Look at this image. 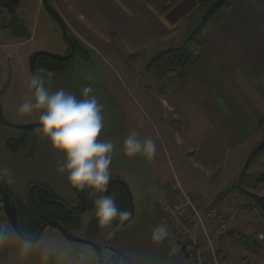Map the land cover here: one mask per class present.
<instances>
[{"label":"rangeland","instance_id":"rangeland-1","mask_svg":"<svg viewBox=\"0 0 264 264\" xmlns=\"http://www.w3.org/2000/svg\"><path fill=\"white\" fill-rule=\"evenodd\" d=\"M49 1L57 9L54 6V0ZM255 1L262 5L260 0ZM98 6H100V14L103 13L101 18L90 19V12ZM110 6L106 0H76L73 7L85 17L87 25L90 21L99 22L102 24L100 28L102 30L98 32L99 35L96 38L90 36L86 29L78 28L85 37L78 38L82 44L79 53L65 64L55 65L58 72L50 82L47 81L46 85L53 91L62 88L78 98H81L83 88L90 86L93 89L91 94L95 95L99 103L103 105L104 128L101 138L114 143L110 182L117 179L126 182L133 199V207L130 202L129 204L130 210L132 211V208L134 210V215L126 228L118 230L113 225L109 228L101 227L100 233L97 234L94 226L99 224L95 221L93 214H84L82 227L71 228V231L93 235L91 238L93 242L104 249L109 247L121 254L122 264L124 259L126 264H190L182 243L169 229L168 236L163 242L152 241L153 228L159 224L166 225L163 216L159 213L157 203L165 194L164 187L174 176L180 178L186 192L193 193L196 185L193 179L201 172L199 168H192L189 176L184 174L178 168L188 166L190 161L188 157H185L186 160L179 159L180 155L185 150L192 151L193 148L197 152H202V146L210 142L211 134L220 135L223 132V127H226L222 124L225 123L224 119L227 117L232 122V116L237 114V110L234 112L235 102L242 103V94L237 90L233 78L227 83L222 82L221 77L215 78L227 72L226 69H229L232 61H221L223 66L219 68L216 65L218 62L215 61H205L204 67L201 63L196 73L201 70L204 75H207V80L198 84L191 83L189 88L182 81L175 82L167 98L161 95L154 74L147 71L151 60H144L145 54H133L132 57L129 55L131 45L126 41V18L123 21L122 18L115 19ZM23 8L25 14H28L27 19L32 21L36 38L34 41L24 38L18 42L13 40L12 42L17 44L12 46L9 43L7 55L4 53L5 50H2V54L0 53V90L7 82L9 66L13 68L10 88L1 99L3 115L8 122L15 125L39 124L38 112H34L30 117L18 112L19 106L26 99H31L33 95L27 86L31 77L29 58L33 52L42 49L58 55H67L70 51L60 26L45 10L41 9L39 0H25ZM105 8L107 10L103 12ZM262 8L264 10V5ZM257 10V8L254 9V15L264 16V13H258ZM250 13L241 12L239 21L250 20L252 14ZM245 14L249 15V18L244 17ZM68 31L71 36H74L73 29L68 28ZM6 42L10 40L0 38V44ZM153 48L150 46L145 51L149 53ZM161 52L163 51H159L156 56ZM226 53L228 55L230 52ZM138 56H143L141 57L143 59H137ZM209 73L214 77H210ZM224 90L229 91L224 92ZM210 99L217 102L222 112L219 113L213 103H208L207 100ZM174 103L178 111L172 109ZM211 108L219 115L211 111ZM208 109L215 117L214 120L207 116ZM212 121H214L213 124ZM38 129L19 130L0 124V168L10 170V177L5 178L9 180L12 186L10 189L14 188L13 191L18 198L29 196L30 190L34 194L36 190L33 187L36 185L51 186L61 200L76 209L78 200L69 185L67 174L57 172L63 156L51 148ZM131 131H136L141 138L152 137L155 140L157 152L154 159L148 160L142 155L129 158L124 154L123 141ZM10 140L11 146L8 145ZM244 144L242 143L241 147H244ZM16 151L20 153L17 154ZM239 151L225 157L228 165L220 181L222 187L230 186L234 181V175L241 177L253 153L246 152L245 149ZM243 174L240 183L229 193L231 195L225 194L220 197L222 200L230 197L232 213L240 210V212L238 210V217L231 220V217L224 216L219 220H209L213 223H208L214 230L220 226V223L227 221L230 230L228 232H231L233 221L235 227H238L237 229L244 235L243 237L250 238L246 240L230 236V239L227 234L214 236L212 243L218 250L219 245L216 240L220 242L227 240V257L222 260V264H252L259 256L251 250L254 246H247L244 242L249 243L253 239L264 246V239H262L264 238V209H262L264 203L257 204L247 194L248 192L264 198V166L253 168ZM202 209L204 215L211 209L219 210L216 205L205 207L203 202ZM93 221L95 224H92ZM259 231H262L263 237H258ZM230 240L235 242L231 244ZM49 241L58 244L59 249L50 255L47 264H98L93 250L83 245L71 244L57 230L45 232L38 243L45 247ZM64 248H70L71 251L61 258L60 251ZM42 251L40 250L41 253L36 251L39 254L33 257L37 262L42 260ZM14 252L0 256V264L29 262V258L23 259V256H18L17 261L14 258ZM263 253L261 251L260 258L264 260ZM106 255L108 258L110 254L106 252Z\"/></svg>","mask_w":264,"mask_h":264},{"label":"crops","instance_id":"crops-1","mask_svg":"<svg viewBox=\"0 0 264 264\" xmlns=\"http://www.w3.org/2000/svg\"><path fill=\"white\" fill-rule=\"evenodd\" d=\"M169 1L171 0H106V2L111 5L110 8L113 9L112 15L115 19L120 20V18H122L123 21V19L126 18V41L131 45V49H129L130 56L133 54H145L146 57L144 60H152L159 51L178 47L187 40L189 34L193 30V26L201 19L200 17L190 19L188 15L206 0H176L166 9V5ZM53 2L57 11L66 22L69 30L73 29L76 39L85 38L78 28H84L90 33V36L98 38V32L102 30L100 29L102 24L90 21L89 25H87L85 17L73 7L76 0H54ZM260 3L264 5V0H260ZM39 5L41 7L40 1ZM262 5L257 4L255 0H240L235 4L227 13L225 19L207 32L206 45L200 52L201 61L192 68V77L186 81H182L188 88L191 83L198 84L202 81L205 82L207 80V75H204L201 70L199 73H196L201 63L203 67L206 66L204 64L205 61L218 62L216 63L218 68L223 66L221 61H232L229 69H226L227 72H223V75L215 78L221 77V81L224 83H227L228 80L233 78L237 90L242 94V103L239 101L235 102L236 108L234 112L237 110V114L235 113V116H232V122L227 117L224 119L225 123L222 124L226 125V127H223V132L220 135L211 134V140L206 146H202V152H197L195 148H193L192 151L189 149L182 152L179 159L186 160L185 157H188L190 162L188 166L177 167L182 170L184 174H187V176L192 173V168H199L201 174L195 175L196 177L193 179V182L196 185L193 188V193H191L200 199L205 207L216 205L219 208L218 214L221 217L229 216L232 218L231 220L238 217L239 209L237 208L238 210L232 213L233 210L230 197L224 198L223 200L220 199V197L232 192L240 183L242 177L238 178L234 175L233 183L228 187H226L227 185L222 187L220 181L227 168L226 165H228L225 162V157L232 152H240V149H245L246 152H254L264 142V32H261V30H264V16L254 15V9L256 8L258 9L256 12L264 13ZM99 8L100 6L90 12V19L95 17L96 19L101 18L103 13L100 14ZM106 10L107 8H105L103 12ZM241 12H251L253 15L250 13V20L239 21ZM244 17L249 18V15L245 14ZM139 36L142 38L138 39L137 37ZM150 46L154 48L148 53L145 50L146 48H150ZM7 48L8 45H4V43L0 44V53L2 50H5L4 53H6ZM226 52L230 53L227 55ZM9 56L11 55L9 54ZM2 57L4 56L2 55ZM141 57L143 56H138L137 59H143ZM209 76L214 77L210 73ZM228 91L229 90H224V92ZM168 97L169 96H167V98ZM207 101L208 103H213L219 113L222 112V108L214 99ZM174 105L176 104L174 103L173 106ZM172 109L178 111L176 106L172 107ZM211 111L219 115V113L212 108ZM206 114L210 119L213 118L214 120L215 117L209 109ZM213 123L214 121H212V124ZM212 124H210V126ZM242 143H245L244 147H241ZM263 166L264 164L253 168H262ZM176 170L177 169H175V171ZM242 174L240 176H242ZM3 179L11 194L20 203L25 204L28 195L24 198H18L13 191L14 188L10 189L11 184H9V180L5 177ZM247 194L249 196L251 195L248 192ZM203 218L204 220L206 219V217ZM205 221L208 226V223H213L211 221ZM0 226L9 233V239L0 245V256L15 251L13 253L15 256H13L17 261L19 259L17 258L18 256H23V259L29 258L27 264H45L41 259L38 262L36 259H33L34 256L41 253L40 250H43L44 247L38 242L34 244L26 243L15 234L8 222L1 201ZM235 226L236 225H234L232 221L231 231L242 234L237 229L238 227ZM46 232L50 233L53 232V230H47ZM195 235L198 239L204 241V235L200 227L196 228ZM214 236L212 237L215 238ZM258 237H263L262 231H259ZM216 241L226 259L228 249V245H226L227 240L224 239V242H220V240ZM230 242L232 244L235 241L230 240ZM25 245L30 247L27 255L22 254V249ZM259 249L260 253H257L259 258L254 260L252 264H264L263 258H260L262 255L261 251L262 253L264 251V246L259 245ZM251 250H254V248H251Z\"/></svg>","mask_w":264,"mask_h":264},{"label":"clouds","instance_id":"clouds-1","mask_svg":"<svg viewBox=\"0 0 264 264\" xmlns=\"http://www.w3.org/2000/svg\"><path fill=\"white\" fill-rule=\"evenodd\" d=\"M54 71L41 66L28 81L32 98L26 99L18 112L31 116L38 112L39 129L51 148L63 156L57 172L67 174L71 185L88 191L95 199V217L103 228H109L114 222L122 223L129 219L130 213L120 209L114 194L108 192L112 179L110 166L113 159L114 143L101 138L104 128L103 105L92 95L93 89L85 87L81 98L75 94L58 89L51 90L46 81H51ZM124 154L129 157L142 155L148 160L155 158L157 145L152 137L141 138L136 131H131L123 141ZM10 177V170L0 168V179ZM97 193L103 194L97 196ZM111 235V233H109ZM168 236V228L159 224L152 230L154 243L163 242ZM9 239L6 229L0 228V243ZM59 249V245L49 241L43 251L42 260L47 262L50 255ZM30 247L25 245L22 254L27 255ZM70 248L60 251L61 258L70 252Z\"/></svg>","mask_w":264,"mask_h":264},{"label":"trees","instance_id":"trees-1","mask_svg":"<svg viewBox=\"0 0 264 264\" xmlns=\"http://www.w3.org/2000/svg\"><path fill=\"white\" fill-rule=\"evenodd\" d=\"M175 1L176 0L169 1L168 4L166 5V9L169 8L172 5V3H174ZM239 1L240 0H206L203 4L198 5L195 8V10H193L188 15V18L190 19L193 18L195 19L197 17H200L201 19L199 21L200 23L196 25L195 28L191 31L187 40L178 47L171 48L161 52L158 56L154 57L147 66V71L151 74H154V77L157 80L161 95L165 97L169 96V93L171 91L174 82L186 81L192 77V68L201 61L200 52L202 48L206 45L207 32L213 26L219 24L222 20H224L230 9ZM76 42H77L76 54H77L79 53L78 51L80 50L82 44L78 39H76ZM69 61L59 62L49 57L43 56L39 58L37 62L38 63L37 70L41 66H44L54 71V73H57L58 70L55 69V65L65 64ZM0 124H2L1 121ZM11 144L12 142L10 140L8 145L11 146ZM16 152L20 153L18 151ZM263 163H264V142L251 154L249 160L247 161L244 167L243 173L248 172L253 167L261 166ZM243 176L244 174H242L241 177ZM1 181L8 190L4 179H1ZM41 187L42 190L45 191V194L42 191V198L39 196V193L35 191L34 194H32L30 190L28 200L25 204L20 203L8 190L18 209L19 218H20L19 223L22 232L28 237L35 236L38 230L44 224L52 220L60 221L66 227L67 230L74 227L81 228L83 222L82 217L84 214L72 213L73 211L77 212L78 209H72L73 211H71L62 207L59 204L45 203L44 199L49 201H59V202H62V200L58 196H56L53 192H51L47 186L41 185ZM250 196L254 199V201L257 204L264 203V198L252 194ZM128 197L129 196L126 190V210L130 213L128 219L130 220V218L131 219L133 218L134 214L131 215L130 204H129L130 201ZM262 209H264V204ZM92 224H95V221H93ZM94 228H95L94 231L97 234H99L101 231V226L96 225L94 226ZM227 235L228 236L230 235L231 237L235 236L246 239L243 237L244 236L243 234L233 231L229 232ZM249 239L247 238L246 240ZM244 243H247V246L248 245L254 246L253 251L255 253H260L259 245L256 240L251 239L249 243L248 241ZM118 256L119 258L122 257V255L120 254H118ZM220 256L222 260L225 259V255L222 252V250H220Z\"/></svg>","mask_w":264,"mask_h":264},{"label":"built area","instance_id":"built-area-1","mask_svg":"<svg viewBox=\"0 0 264 264\" xmlns=\"http://www.w3.org/2000/svg\"><path fill=\"white\" fill-rule=\"evenodd\" d=\"M157 208L169 231L182 243L190 264H222L220 251L212 243L214 242L212 235L228 234L229 223L224 221L218 228L212 230L205 220L220 218L218 211L211 209L204 215L201 200L192 193L186 192L177 176L168 181L165 194L159 198ZM203 217L206 219L204 220ZM197 227L202 229L204 241L194 235Z\"/></svg>","mask_w":264,"mask_h":264},{"label":"water","instance_id":"water-1","mask_svg":"<svg viewBox=\"0 0 264 264\" xmlns=\"http://www.w3.org/2000/svg\"><path fill=\"white\" fill-rule=\"evenodd\" d=\"M10 2L15 5V6H19L20 5V0H10ZM44 7L47 11V13L57 22V24L60 26L62 33H63V38L64 40L67 42V44L70 46V52L67 55H58V54H54V53H50L48 51L45 50H41V51H37L35 53H33L30 57V71H31V76L36 73V68H35V63H36V59L38 57L41 56H46L49 57L53 60L59 61V62H65V61H69L71 59H73L76 55V38L70 36L69 31H68V27L66 22L64 21V19L61 17V15L59 14V12L52 6V4L50 3L49 0H42ZM12 74H13V68L11 66H9V74H8V78H7V82L5 84V86L3 87L2 90H0V121L3 125L14 128V129H19V130H28V129H32V128H39L40 125L39 124H27V125H15L12 124L10 122H8L3 115V108H2V104H1V99L2 97L6 94V92L8 91V89L10 88L11 82H12ZM33 188H35L38 193L39 196L42 198V194H41V187L36 185ZM127 191H128V196H129V201L131 203V206L133 207V199H132V195L130 193L129 188L127 187ZM0 201L3 205L4 208V212L7 216L8 222L10 223L11 228L13 229V231L15 232V234L24 242L29 243V244H34L37 243L38 241H40V239L42 238L43 234L47 231V230H57L59 231L64 238H66L70 243L72 244H76V245H83V246H87L92 248L97 257H98V261L99 264H105V258H104V254H103V247L100 246L98 243L93 242L91 240H87L81 237H77L74 235H71L70 233H68L66 227L57 220H52L47 222L46 224H44L37 232V234L35 236L32 237H28L26 236L21 228H20V218H19V213H18V209L9 193V191L6 189V187L4 186V184L2 183L1 179H0ZM44 202L47 204H59L62 207L66 208L69 210V207L59 201H49V200H45ZM84 211V210H83ZM82 211V212H83ZM134 214V210L132 208L131 211V215ZM131 219V218H130Z\"/></svg>","mask_w":264,"mask_h":264},{"label":"flooded vegetation","instance_id":"flooded-vegetation-1","mask_svg":"<svg viewBox=\"0 0 264 264\" xmlns=\"http://www.w3.org/2000/svg\"><path fill=\"white\" fill-rule=\"evenodd\" d=\"M24 1L25 0H20V5L15 6L10 2V0H0V38L4 39V40H10V42L4 43V45H8V47L10 46V44L12 46L17 44V43L12 42L13 40L15 42H18L20 39L24 38L28 41H31V40L34 41V39L36 38L35 37L36 36L35 29H32V21H30V19H27L28 14L27 13L25 14V11L23 8ZM39 1L41 4V9L46 11L42 0H39ZM76 45H77V42H76ZM41 50L42 49H39V51H41ZM35 52H37V51H34L33 53H35ZM41 57H43V56H41ZM41 57H38L36 59V63H35L36 72H37V66H38L37 62H38L39 58H41ZM8 59H10V58H8ZM29 69H30V58H29ZM69 185H71L70 182H69ZM33 189L36 190L35 188H33ZM48 189L51 192H53L56 196H58L57 192L53 188H51V186L48 187ZM71 189H73V192H74V194L78 200V207H76V209H78V211L77 212L73 211L72 209H74V208H72V206L67 204L64 200H62V202H64V204H66L69 207V210L73 211L72 213H74V214H76V213H82V214L90 213L91 214L92 213L94 218H95V221H97L95 214H94L95 213V199L89 195L88 191H80V190L74 188L72 185H71ZM126 190H127L126 182L122 179H117V180H113L112 182H110V184L108 185V192L104 193V194H114L116 197L117 206L120 209L126 210ZM42 191L45 194V191L42 190V187H41V194H42ZM36 192L38 193L37 190H36ZM127 193H128V191H127ZM99 195H103V194L97 193V196H99ZM131 220L132 219H130L128 221H124L122 223L114 222L113 226L116 229L121 230V229L126 228V226L129 224V222ZM67 231L71 235H74L77 237H82V238L84 237V239L93 241L91 239L93 237V235H87L86 233L80 234L79 232L75 233V232L71 231V229H68ZM78 234H80V235H78ZM114 241L117 242L116 240H114ZM75 246H76V244H75ZM87 248H90V247H87ZM90 249L93 250L92 248H90ZM106 252H108L110 254L108 258H107ZM93 253L96 255L94 250H93ZM103 254H104V258H105V264H122L123 258H119L118 253L114 249L109 248V247L107 249L103 248ZM117 258H119V259H117ZM97 259H98V257H97ZM124 260H123L124 264H126V259H124ZM98 264H99V261H98Z\"/></svg>","mask_w":264,"mask_h":264}]
</instances>
